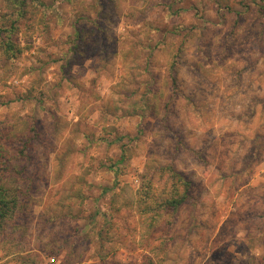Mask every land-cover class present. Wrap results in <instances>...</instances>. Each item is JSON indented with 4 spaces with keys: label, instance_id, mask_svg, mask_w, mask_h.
<instances>
[{
    "label": "rangeland",
    "instance_id": "rangeland-1",
    "mask_svg": "<svg viewBox=\"0 0 264 264\" xmlns=\"http://www.w3.org/2000/svg\"><path fill=\"white\" fill-rule=\"evenodd\" d=\"M0 29V264H264V0H0Z\"/></svg>",
    "mask_w": 264,
    "mask_h": 264
},
{
    "label": "trees",
    "instance_id": "trees-1",
    "mask_svg": "<svg viewBox=\"0 0 264 264\" xmlns=\"http://www.w3.org/2000/svg\"><path fill=\"white\" fill-rule=\"evenodd\" d=\"M0 32H4V30L0 29ZM7 51L10 52L12 51L11 49V43L9 45V43L7 44L6 47ZM184 192L186 193L188 190V187L184 186ZM104 193V191H103ZM185 193L179 198V199H172L168 201V204H173V205H180L182 203V201L184 200V198L186 197ZM16 204H17V197L14 193H10L7 189H5L3 186L0 185V227L2 225V221L8 216L10 215L14 208H16Z\"/></svg>",
    "mask_w": 264,
    "mask_h": 264
},
{
    "label": "built area",
    "instance_id": "built-area-1",
    "mask_svg": "<svg viewBox=\"0 0 264 264\" xmlns=\"http://www.w3.org/2000/svg\"><path fill=\"white\" fill-rule=\"evenodd\" d=\"M51 261H53V260H51Z\"/></svg>",
    "mask_w": 264,
    "mask_h": 264
}]
</instances>
